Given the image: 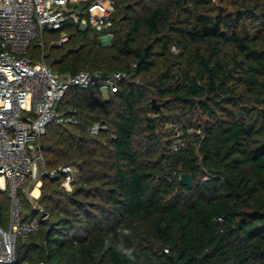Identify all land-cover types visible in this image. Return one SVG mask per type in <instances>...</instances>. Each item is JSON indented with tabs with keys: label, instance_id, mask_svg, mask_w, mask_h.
Returning a JSON list of instances; mask_svg holds the SVG:
<instances>
[{
	"label": "trees",
	"instance_id": "1",
	"mask_svg": "<svg viewBox=\"0 0 264 264\" xmlns=\"http://www.w3.org/2000/svg\"><path fill=\"white\" fill-rule=\"evenodd\" d=\"M114 1L110 44L72 21L61 46L48 29L31 44L54 71L125 77L58 103L78 123L49 125L40 148L47 169L76 168L73 186L42 176L46 217L9 264H264V0ZM17 196L20 220L37 217ZM10 210L1 191L2 229Z\"/></svg>",
	"mask_w": 264,
	"mask_h": 264
},
{
	"label": "built area",
	"instance_id": "2",
	"mask_svg": "<svg viewBox=\"0 0 264 264\" xmlns=\"http://www.w3.org/2000/svg\"><path fill=\"white\" fill-rule=\"evenodd\" d=\"M81 6L85 16L79 14ZM115 11L114 0H0V192L7 191L11 199L8 228L0 227V264L15 261L16 238L35 233L39 222L46 217L37 204L42 176H59L60 186L67 191L72 189L76 168L66 165L47 169L40 148V139L49 125L78 123L73 110L63 115L57 108L58 103L69 89L88 88L93 84L98 86L103 98H108L125 77L121 72L102 79L88 70L54 71L44 62L43 55L33 60L31 44L37 40L43 48L42 34L48 29L59 32L52 44L61 46L69 38L63 29L68 21L77 23L81 30L91 28L111 39ZM102 129L106 125L95 122L88 132L94 136ZM173 148H177V143ZM36 187L38 195L33 194ZM18 190L39 212L37 217L25 222L20 220L22 206Z\"/></svg>",
	"mask_w": 264,
	"mask_h": 264
},
{
	"label": "water",
	"instance_id": "3",
	"mask_svg": "<svg viewBox=\"0 0 264 264\" xmlns=\"http://www.w3.org/2000/svg\"><path fill=\"white\" fill-rule=\"evenodd\" d=\"M151 102L155 108L160 107V104L157 103L155 99H152ZM179 181L182 185L187 186V187H192V185H193L192 176L188 173H182L179 177ZM42 215H44L43 212H42Z\"/></svg>",
	"mask_w": 264,
	"mask_h": 264
},
{
	"label": "rangeland",
	"instance_id": "4",
	"mask_svg": "<svg viewBox=\"0 0 264 264\" xmlns=\"http://www.w3.org/2000/svg\"><path fill=\"white\" fill-rule=\"evenodd\" d=\"M51 33H52V31H47L46 33H45V36L47 37V36H50L51 35ZM98 40H99V42L102 44V45H105V44H110L111 43V41H112V38L110 39V38H108V37H106L105 35H101L99 38H98ZM33 42H37V40H35V41H33ZM41 184H42V181H41ZM29 201V200H28ZM30 202V201H29ZM37 204H38V201H37ZM37 263H39V262H36V263H34V264H37Z\"/></svg>",
	"mask_w": 264,
	"mask_h": 264
},
{
	"label": "bare ground",
	"instance_id": "5",
	"mask_svg": "<svg viewBox=\"0 0 264 264\" xmlns=\"http://www.w3.org/2000/svg\"><path fill=\"white\" fill-rule=\"evenodd\" d=\"M1 180V179H0ZM33 194L34 195H38V189H37V187L33 190Z\"/></svg>",
	"mask_w": 264,
	"mask_h": 264
}]
</instances>
